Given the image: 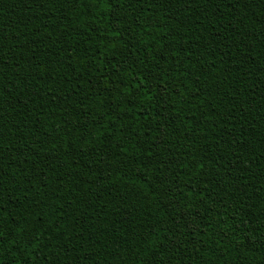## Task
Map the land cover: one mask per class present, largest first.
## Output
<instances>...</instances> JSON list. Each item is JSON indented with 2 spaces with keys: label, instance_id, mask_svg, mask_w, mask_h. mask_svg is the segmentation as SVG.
I'll return each instance as SVG.
<instances>
[{
  "label": "trees",
  "instance_id": "1",
  "mask_svg": "<svg viewBox=\"0 0 264 264\" xmlns=\"http://www.w3.org/2000/svg\"><path fill=\"white\" fill-rule=\"evenodd\" d=\"M0 208V264H264V0H0Z\"/></svg>",
  "mask_w": 264,
  "mask_h": 264
},
{
  "label": "snow or ice",
  "instance_id": "2",
  "mask_svg": "<svg viewBox=\"0 0 264 264\" xmlns=\"http://www.w3.org/2000/svg\"><path fill=\"white\" fill-rule=\"evenodd\" d=\"M164 91L167 92L168 89L167 88H164ZM2 210L3 209L0 208V211H2ZM2 223H3V221L0 220V224H2ZM4 237H5V233H4V231L2 229H0V246H2V244H3Z\"/></svg>",
  "mask_w": 264,
  "mask_h": 264
}]
</instances>
